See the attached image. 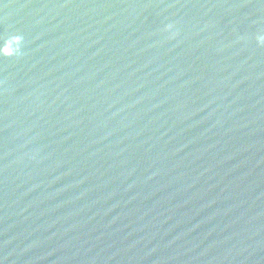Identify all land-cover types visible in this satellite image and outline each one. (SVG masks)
Returning <instances> with one entry per match:
<instances>
[{
    "label": "water",
    "instance_id": "95a60500",
    "mask_svg": "<svg viewBox=\"0 0 264 264\" xmlns=\"http://www.w3.org/2000/svg\"><path fill=\"white\" fill-rule=\"evenodd\" d=\"M0 264H264V0H0Z\"/></svg>",
    "mask_w": 264,
    "mask_h": 264
}]
</instances>
